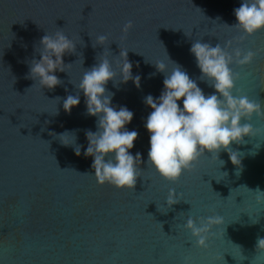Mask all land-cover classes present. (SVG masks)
Segmentation results:
<instances>
[{"label":"water","instance_id":"1","mask_svg":"<svg viewBox=\"0 0 264 264\" xmlns=\"http://www.w3.org/2000/svg\"><path fill=\"white\" fill-rule=\"evenodd\" d=\"M239 6L240 0H0V264H264V250L256 248L264 237V193L256 191L264 192V118L248 121L260 134L230 145L241 154L240 169L224 150L222 167L206 151L174 182L145 163L143 125L152 109L143 99L158 97L164 79L153 62L164 60L170 71L168 55L205 94L215 91L199 79L189 52L195 40L254 51L250 64L231 65L239 73L233 94L264 107V29L244 36L229 27ZM58 30L76 49L64 55L65 71L55 73L61 83L40 88L26 78L28 62L40 58V38ZM98 35L108 40L93 47ZM120 50H128L132 73L140 76L139 88L131 80L106 85L113 106L134 114L126 127L138 133L130 151L142 162L133 189L100 184L93 175L92 157L83 153L96 117L86 114L83 92L70 113L62 107L102 54L118 68ZM65 130L75 133L79 156L50 135ZM170 189L181 200L168 209ZM210 215L221 222L207 246H197L183 225L188 217Z\"/></svg>","mask_w":264,"mask_h":264},{"label":"clouds","instance_id":"2","mask_svg":"<svg viewBox=\"0 0 264 264\" xmlns=\"http://www.w3.org/2000/svg\"><path fill=\"white\" fill-rule=\"evenodd\" d=\"M233 14L236 22L228 26L236 27L244 36L264 29V0H240V6L233 9ZM131 27L132 22L128 21L122 31L126 33ZM107 40V35H98L93 47L96 44L104 45ZM226 48L219 43L213 46L201 40H195L189 48L200 70L199 79L215 90L211 94H205L197 81L190 78L182 66L168 55L167 60L174 65L170 71L164 60L153 62L156 71L164 74V79L158 97L148 94L143 99V103L152 109L143 125L149 133L145 163L169 181H176L183 172L190 170L206 151L222 167L225 161L219 159L218 154L224 150L230 162L240 169L241 154L232 150L230 145L240 144L244 142V136H257L262 131L248 122L253 115L264 118L261 103L250 100L246 95L233 94L239 73L234 72L231 65L250 64L256 53L239 47L231 51ZM75 49L76 43L63 31L58 30L53 34L46 32L35 48L40 58L33 57L28 62L26 78L33 79L40 88H55L61 83L55 73L64 72V66L68 65L63 61L64 55L74 53ZM127 52L120 50L122 60L118 68L108 56L102 54L98 62L84 70L80 80L74 83L78 93L67 95L62 104L63 110L70 113L72 107L80 103L79 92H83L86 114L96 117V131H85L88 145L83 154L92 157L91 168L97 182L109 183L118 189L134 188L140 177L138 165L142 162L139 152L133 155L130 151L138 133L129 131L126 125L134 114L126 106H113L114 93L106 88L109 81H113L115 86L117 79L120 83L131 80L137 88L140 87V76L133 75V64L127 59ZM53 114H58L57 109ZM50 135L57 137L62 146H73L75 155L81 154V146L76 144L74 132L65 130ZM220 173L227 175V172ZM256 191L264 193L259 189ZM180 196L175 189H170L165 200L167 208L178 203ZM220 222L218 216L212 215L196 219L188 217L183 227L190 231L197 246L206 247V241L212 235L211 229ZM256 248L264 250V237L257 238Z\"/></svg>","mask_w":264,"mask_h":264}]
</instances>
